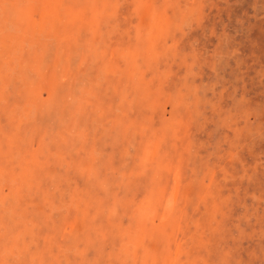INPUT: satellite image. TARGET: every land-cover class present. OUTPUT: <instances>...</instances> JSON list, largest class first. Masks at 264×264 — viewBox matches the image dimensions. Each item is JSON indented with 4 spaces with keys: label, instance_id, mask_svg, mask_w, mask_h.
I'll use <instances>...</instances> for the list:
<instances>
[{
    "label": "rangeland",
    "instance_id": "374dc122",
    "mask_svg": "<svg viewBox=\"0 0 264 264\" xmlns=\"http://www.w3.org/2000/svg\"><path fill=\"white\" fill-rule=\"evenodd\" d=\"M0 264H264V0H0Z\"/></svg>",
    "mask_w": 264,
    "mask_h": 264
}]
</instances>
